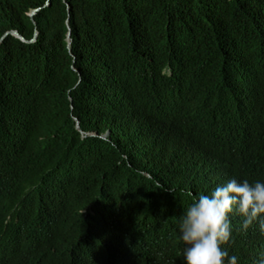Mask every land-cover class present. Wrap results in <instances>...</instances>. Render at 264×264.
Here are the masks:
<instances>
[{
    "label": "trees",
    "instance_id": "16d2710c",
    "mask_svg": "<svg viewBox=\"0 0 264 264\" xmlns=\"http://www.w3.org/2000/svg\"><path fill=\"white\" fill-rule=\"evenodd\" d=\"M10 31L38 35L0 45V264H185L195 198L264 183V0H0Z\"/></svg>",
    "mask_w": 264,
    "mask_h": 264
},
{
    "label": "clouds",
    "instance_id": "9594fccd",
    "mask_svg": "<svg viewBox=\"0 0 264 264\" xmlns=\"http://www.w3.org/2000/svg\"><path fill=\"white\" fill-rule=\"evenodd\" d=\"M233 211L243 218V230L258 222L264 232V183L233 178L210 194L195 198L179 226L185 264H237L238 258L221 247L231 239L228 217ZM259 264H264V259Z\"/></svg>",
    "mask_w": 264,
    "mask_h": 264
},
{
    "label": "water",
    "instance_id": "95a60500",
    "mask_svg": "<svg viewBox=\"0 0 264 264\" xmlns=\"http://www.w3.org/2000/svg\"><path fill=\"white\" fill-rule=\"evenodd\" d=\"M37 11H33L31 16H33ZM7 35H12L18 39H20L22 42H24V44H33V42H35L36 40V37H37V32L35 33L34 35V38L30 41H27L25 40L21 35H19L16 31H10V32H7V34L0 40V45L2 44V42L4 41V39L7 37ZM69 44H70V48H71V35L69 37ZM79 123L77 121V129L79 128ZM84 136V135H83ZM110 136V133H108V135L106 137H104L103 139L106 140L108 137Z\"/></svg>",
    "mask_w": 264,
    "mask_h": 264
},
{
    "label": "bare ground",
    "instance_id": "6f19581e",
    "mask_svg": "<svg viewBox=\"0 0 264 264\" xmlns=\"http://www.w3.org/2000/svg\"><path fill=\"white\" fill-rule=\"evenodd\" d=\"M130 235V234H129Z\"/></svg>",
    "mask_w": 264,
    "mask_h": 264
}]
</instances>
